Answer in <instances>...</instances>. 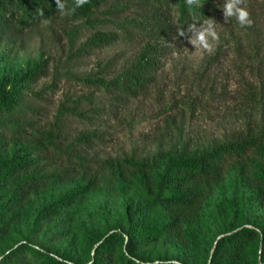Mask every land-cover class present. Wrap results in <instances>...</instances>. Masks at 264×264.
I'll use <instances>...</instances> for the list:
<instances>
[{
  "label": "rangeland",
  "instance_id": "obj_1",
  "mask_svg": "<svg viewBox=\"0 0 264 264\" xmlns=\"http://www.w3.org/2000/svg\"><path fill=\"white\" fill-rule=\"evenodd\" d=\"M223 3L215 0L208 22L215 37H208L207 49L190 43L191 31L182 36L172 15L135 0H108L89 20L56 17L0 37V79L36 72L19 85V107L1 123L0 161L27 147L33 163L0 192V204L10 207L6 219L14 218L0 231V259L27 243L47 254L67 255L69 264L84 263L85 235L115 230L125 235L141 200L140 180L125 161L151 163L158 154L183 147L202 151L264 127V0H243L252 20L245 29L224 23ZM96 34L112 35V42L89 45ZM146 47L154 50L157 68L136 96L95 84L122 75ZM45 133L55 137V148L48 144L37 151L33 144L40 137L44 141ZM86 135L87 144L77 142ZM114 162L121 163L126 179L110 168ZM16 183L23 195L13 191ZM234 184L227 169L202 206L198 240L211 253L224 236L218 205L232 196ZM76 189L84 194L55 208L57 215L42 212ZM235 192L253 202L246 185L238 183ZM240 214L239 228L264 227V204H243ZM190 254L171 240L141 248L149 263H190ZM258 254L262 263V244Z\"/></svg>",
  "mask_w": 264,
  "mask_h": 264
},
{
  "label": "trees",
  "instance_id": "obj_2",
  "mask_svg": "<svg viewBox=\"0 0 264 264\" xmlns=\"http://www.w3.org/2000/svg\"><path fill=\"white\" fill-rule=\"evenodd\" d=\"M108 0H86L77 6V0H60L65 15L57 8L56 0H0V37L10 30H24L51 20L65 17L69 20L87 19ZM154 6L162 14L174 17L173 23L180 34L190 31V27L207 24L215 13V0H135ZM169 21V18L167 17ZM113 36L96 34L89 45L102 46L112 42ZM156 55L152 47H146L133 66L111 81L102 79L95 82L104 90L134 97L151 81V75L157 68ZM36 72H28L14 78L0 79V129L3 116L14 113L19 107V85L30 82ZM33 144L38 151L45 145L55 148L54 136L45 133ZM90 136H82L78 143L87 144ZM2 145L0 144V147ZM32 151L19 148L10 159L0 161V192L10 186L11 180L32 165ZM124 165L140 180L144 190L141 200L131 214L125 235L117 230L100 234L91 231L85 235L84 249L87 259L84 263L74 264H171L165 262H147L141 255V248L160 240L188 247L194 261L182 264H264L258 261L260 244L264 247V227L239 228L237 218L240 206L246 203L264 204V127L257 134L233 141L217 144L211 148L189 152L185 147L173 152L158 154L151 163L135 162L130 159ZM118 175L126 179L121 163L109 165ZM227 169L232 171L234 193L229 199L219 202V210L225 221L221 237L211 253L198 240L197 221L201 216L203 204L211 198L223 181ZM34 176L28 177L33 179ZM246 185L253 196V202L244 201L236 192L237 184ZM14 190L24 194L20 183L13 185ZM85 190L62 194L57 205L42 208L43 213L57 215L55 208L63 207L70 199L84 194ZM8 205L0 204V231L14 219H6ZM234 216V217H233ZM245 223H249L245 221ZM182 227L185 231L182 232ZM125 236L127 240H125ZM1 237V233H0ZM141 255V256H140ZM69 258L63 254L54 256L40 250H34L30 244H21L0 259V264H69Z\"/></svg>",
  "mask_w": 264,
  "mask_h": 264
},
{
  "label": "clouds",
  "instance_id": "obj_3",
  "mask_svg": "<svg viewBox=\"0 0 264 264\" xmlns=\"http://www.w3.org/2000/svg\"><path fill=\"white\" fill-rule=\"evenodd\" d=\"M86 0H77V6L85 3ZM188 4H192L193 0H187ZM57 8L62 15H65L64 6L60 3V0H56ZM223 21L225 24L235 23L241 29L251 27L252 20L247 8L243 5V0H224L221 7ZM190 31L194 36V40L190 43L195 47L199 45L205 49L208 48V37H215L214 24L207 23L206 25H200L199 27H190ZM183 36V34H182Z\"/></svg>",
  "mask_w": 264,
  "mask_h": 264
}]
</instances>
